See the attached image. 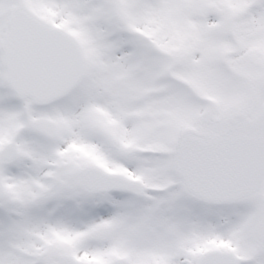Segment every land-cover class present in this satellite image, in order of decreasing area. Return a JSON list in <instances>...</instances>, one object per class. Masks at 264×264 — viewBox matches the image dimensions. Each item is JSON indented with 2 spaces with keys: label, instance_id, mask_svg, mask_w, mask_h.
I'll return each instance as SVG.
<instances>
[{
  "label": "snow or ice",
  "instance_id": "1",
  "mask_svg": "<svg viewBox=\"0 0 264 264\" xmlns=\"http://www.w3.org/2000/svg\"><path fill=\"white\" fill-rule=\"evenodd\" d=\"M0 264H264V0H0Z\"/></svg>",
  "mask_w": 264,
  "mask_h": 264
}]
</instances>
